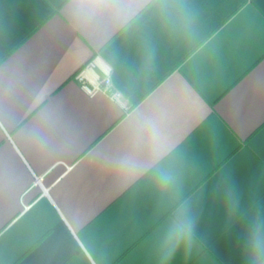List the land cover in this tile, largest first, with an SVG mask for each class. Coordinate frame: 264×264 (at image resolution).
Returning a JSON list of instances; mask_svg holds the SVG:
<instances>
[{"label":"crops","instance_id":"1","mask_svg":"<svg viewBox=\"0 0 264 264\" xmlns=\"http://www.w3.org/2000/svg\"><path fill=\"white\" fill-rule=\"evenodd\" d=\"M0 264H264V0H0Z\"/></svg>","mask_w":264,"mask_h":264},{"label":"built area","instance_id":"2","mask_svg":"<svg viewBox=\"0 0 264 264\" xmlns=\"http://www.w3.org/2000/svg\"><path fill=\"white\" fill-rule=\"evenodd\" d=\"M92 66L93 62L81 69L75 76V79L80 83L84 92L90 96H94L97 93H104L123 104V94L120 90L114 88L110 75H106L102 79H93L88 75L87 72ZM38 182H40L39 178L36 180V183Z\"/></svg>","mask_w":264,"mask_h":264}]
</instances>
